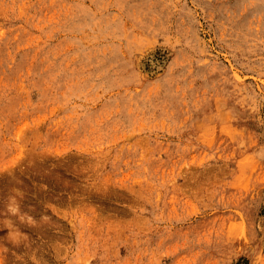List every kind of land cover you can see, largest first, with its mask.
Listing matches in <instances>:
<instances>
[{"label":"rangeland","instance_id":"obj_1","mask_svg":"<svg viewBox=\"0 0 264 264\" xmlns=\"http://www.w3.org/2000/svg\"><path fill=\"white\" fill-rule=\"evenodd\" d=\"M0 264H264V0H0Z\"/></svg>","mask_w":264,"mask_h":264}]
</instances>
